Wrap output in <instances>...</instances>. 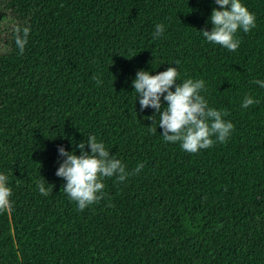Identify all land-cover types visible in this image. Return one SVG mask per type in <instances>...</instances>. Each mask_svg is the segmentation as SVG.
Here are the masks:
<instances>
[{"label":"trees","instance_id":"1","mask_svg":"<svg viewBox=\"0 0 264 264\" xmlns=\"http://www.w3.org/2000/svg\"><path fill=\"white\" fill-rule=\"evenodd\" d=\"M241 3L256 27L238 31L232 52L198 32L211 30L214 0H0L12 20L0 45V174L13 193L0 264H264V88L252 83L264 80V0ZM16 26L31 29L23 55ZM169 66L204 80L209 106L228 112L225 143L192 154L150 131L155 110L141 111L132 81ZM245 95L259 103L242 108ZM91 135L128 172L144 167L105 178L104 199L81 212L55 174L58 147L80 155Z\"/></svg>","mask_w":264,"mask_h":264},{"label":"clouds","instance_id":"2","mask_svg":"<svg viewBox=\"0 0 264 264\" xmlns=\"http://www.w3.org/2000/svg\"><path fill=\"white\" fill-rule=\"evenodd\" d=\"M214 3L218 7L212 9L209 17L211 30L198 32L207 42L234 52L241 43L237 38L238 31L249 33L254 29L256 16L241 0H214ZM13 31L15 46L19 54L23 55L31 29L29 26H16ZM164 31L163 24L155 25L154 38L162 36ZM93 79L101 83L98 77L94 76ZM252 83L264 88V80H253ZM132 87L139 99L141 111L148 108L155 110L153 116L147 117L152 121L150 131L156 133L157 128L162 129L161 136L165 142H179L182 150L188 153L195 154L201 149L211 148L217 142L225 143L234 130V124L224 119L228 112L210 107L201 95V92L206 91L205 81L191 78L181 81L176 67L169 66L166 71L156 75L138 70ZM162 100L166 107L162 106ZM257 103L259 101L251 95H245L241 107L247 109ZM86 145L90 152L85 151ZM77 146L80 155H76L75 150L68 152L63 146L58 147V154L64 159L55 174L66 182L62 190L81 212L104 199L105 178L115 177L117 182H123L144 167L138 164L132 173L128 172L122 161L110 154L105 144L98 142L95 135L89 136L87 142H80ZM45 184L46 181L42 179L36 185L43 196L49 194ZM12 194L7 176L0 174V213L11 211Z\"/></svg>","mask_w":264,"mask_h":264},{"label":"rangeland","instance_id":"3","mask_svg":"<svg viewBox=\"0 0 264 264\" xmlns=\"http://www.w3.org/2000/svg\"><path fill=\"white\" fill-rule=\"evenodd\" d=\"M2 11V9H1ZM1 19H0V45L3 44V40L8 36L9 31H10V26L12 24V20L6 18L5 16L3 17L2 14Z\"/></svg>","mask_w":264,"mask_h":264}]
</instances>
